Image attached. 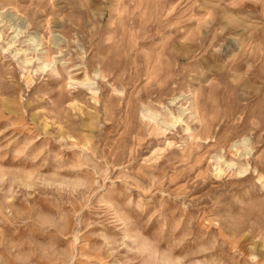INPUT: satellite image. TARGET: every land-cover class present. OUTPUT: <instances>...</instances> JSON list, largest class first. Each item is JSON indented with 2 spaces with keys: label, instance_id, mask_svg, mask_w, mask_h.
Instances as JSON below:
<instances>
[{
  "label": "rangeland",
  "instance_id": "obj_1",
  "mask_svg": "<svg viewBox=\"0 0 264 264\" xmlns=\"http://www.w3.org/2000/svg\"><path fill=\"white\" fill-rule=\"evenodd\" d=\"M0 264H264V0H0Z\"/></svg>",
  "mask_w": 264,
  "mask_h": 264
},
{
  "label": "bare ground",
  "instance_id": "obj_2",
  "mask_svg": "<svg viewBox=\"0 0 264 264\" xmlns=\"http://www.w3.org/2000/svg\"><path fill=\"white\" fill-rule=\"evenodd\" d=\"M16 36H15V39H17L21 34H22V29H21V27H18L17 29H16ZM31 41L33 42V45L35 44L36 46H35V48H37L38 46H40V44H39V40H38V38L37 37H32L31 38ZM39 50V49H38ZM36 51V50H35Z\"/></svg>",
  "mask_w": 264,
  "mask_h": 264
}]
</instances>
